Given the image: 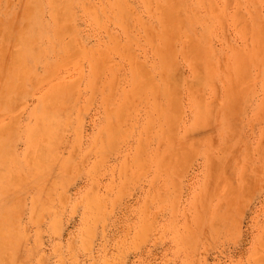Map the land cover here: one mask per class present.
Returning a JSON list of instances; mask_svg holds the SVG:
<instances>
[{
    "label": "rangeland",
    "instance_id": "374dc122",
    "mask_svg": "<svg viewBox=\"0 0 264 264\" xmlns=\"http://www.w3.org/2000/svg\"><path fill=\"white\" fill-rule=\"evenodd\" d=\"M28 1L0 0V33ZM38 1L44 58L0 92L4 264H264V0H181L184 18L173 0H74L58 31L80 46L61 55Z\"/></svg>",
    "mask_w": 264,
    "mask_h": 264
},
{
    "label": "bare ground",
    "instance_id": "6f19581e",
    "mask_svg": "<svg viewBox=\"0 0 264 264\" xmlns=\"http://www.w3.org/2000/svg\"><path fill=\"white\" fill-rule=\"evenodd\" d=\"M48 1V2H47ZM74 0H46V3H48L49 5H50V7H51V9H52V13H53V16H54V20H55V26H54V29H53V39L51 40L53 43H50L49 45H47V47L49 48V47H51L52 48V50L55 52V54L56 55H61V52H65L66 54L67 53H69V52H66V50L67 49H69L70 47H73V48H77L78 47V42H79V40H78V37H74V39L72 40V41H70V42H66V43H61V36H63V32L64 31H62V33H61V31H58V28L59 27H66L65 29H67V24L65 25L64 24V19H65V16H66V14H67V12L69 13V7H70V3L71 2H73ZM173 2H174V6L176 7V10H178L179 11V14H180V16H182L183 18L184 17H186L187 16V12H186V10L184 9V7H183V3L181 2V0H173ZM124 7H125V9H126V6L124 5L123 6V9H122V11L124 10ZM42 8V3L40 2V1H38V0H29L28 1V3H27V6L25 7V10H24V12H23V19H21V21H20V24H19V26H18V28H19V32H18V36H17V34H14V35H12V32H11V29L9 28L8 29V31L9 32H11V33H6V32H1L0 33V37H4L5 38V40H11L12 38H14L15 39V43L13 42V44L11 45V47L9 48V46H8V48L9 49H5V48H0V65L1 66H8L7 67V70H6V73H5V77H6V80L8 81V82H10V83H6L4 86L2 85V90L0 91L1 92V94H3V96L2 97H4L5 99H8L9 97H10V95L12 94V92H13V87L14 86H17V83L19 82L18 80L20 79V81H22V79L24 78L23 76H25L26 75V70L28 69V71H29V68H27L28 67V65H29V62L31 61V60H33V55L37 58V59H40V58H44V55H43V53L40 51L41 49V47L38 49L37 47H36V45L34 44V42H33V32H34V29H33V25H34V27L37 25V24H35V19H34V17H35V14H37L38 12H39V10ZM102 8L103 7H101V10H102ZM60 10V11H59ZM103 10H104V8H103ZM105 11V10H104ZM125 11V10H124ZM178 11H176V12H178ZM100 14H103V12H99ZM128 13V12H127ZM126 13V14H127ZM171 13H173V12H171ZM171 13H169V14H171ZM167 15V14H166ZM98 17H100V15L98 14L97 15ZM124 16V15H123ZM165 16V15H164ZM163 16V17H164ZM169 16V15H168ZM174 17V16H173ZM158 22H161V17H159L158 16ZM175 18H176V15H175ZM167 19V18H166ZM168 20V19H167ZM178 20V19H177ZM177 20L175 21V24H177ZM166 21V20H165ZM164 21V22H165ZM171 21H172V17H171ZM174 21V20H173ZM58 23V24H57ZM174 22H172V24H173ZM63 24V25H62ZM169 24V23H168ZM167 24V25H168ZM175 24H173V27H174V25ZM65 25V26H64ZM44 26H46V25H44ZM177 26L178 25H176V28H177ZM62 27V28H63ZM173 27H171V28H173ZM179 27V26H178ZM170 28V27H169ZM168 28V29H169ZM175 28V27H174ZM59 29H61V28H59ZM68 29H72V28H70L69 26H68ZM168 29H167V31H168ZM178 30V28L176 29V31L175 32H179V31H177ZM1 31V30H0ZM7 31V30H6ZM67 31V30H66ZM70 30H68V32H69ZM170 31V30H169ZM67 32V33H68ZM161 32V31H160ZM164 32V31H163ZM172 32V31H171ZM166 33H168V32H166ZM173 33V32H172ZM255 33H256V31H255ZM163 34V33H162ZM16 35V38L14 37ZM65 35V34H64ZM175 35V34H174ZM177 35H179V34H177ZM21 37V38H20ZM130 39V38H129ZM29 40V41H28ZM113 40V39H112ZM13 41V40H12ZM28 41V42H27ZM66 41V40H65ZM79 46H80V44H79ZM113 47V46H112ZM70 49H72V48H70ZM69 49V50H70ZM80 49H81V47H80ZM79 49V50H80ZM5 51H7V53H8V55H9V59L7 60V62L5 63H3V57H4V55H5ZM68 51V50H67ZM117 51V50H116ZM72 53V52H71ZM54 54V55H55ZM107 54V53H106ZM75 55V54H74ZM108 55V54H107ZM64 57V56H63ZM67 57V56H66ZM69 57V56H68ZM72 57V56H71ZM36 58H35V61L37 62V60H36ZM73 58V57H72ZM65 59H67V58H65ZM46 60V59H45ZM2 61V62H1ZM62 61V60H61ZM65 61V60H64ZM66 62V61H65ZM36 67V66H35ZM31 70H32V68H30ZM143 69V68H142ZM34 73V72H33ZM135 73V79H137V71H133V73L132 74H134ZM141 74H142V72H141ZM151 73H149L148 71H146L145 69H144V72H143V79L145 80V81H147V82H151V80H152V78H151V75H150ZM32 75V74H31ZM139 75V74H138ZM46 76V75H45ZM168 76V75H167ZM48 77V76H47ZM161 77H162V75H161ZM164 77L165 76H163L162 78L164 79ZM170 77V76H169ZM174 77V76H173ZM29 78V77H28ZM31 78H33V77H30V80H31ZM42 78V77H41ZM175 78V77H174ZM49 79V78H48ZM172 79V78H171ZM166 80L167 81H169L168 79H165V82L164 83H162L161 84V87H162V90H163V92H165L164 93V97H165V99L167 100V99H172L170 96L171 95H173V96H175L176 95V93L178 92V83H176L174 80V82H172V85H173V83H174V87H172V89L171 88H169L168 86H169V83L168 82H166ZM5 81V80H4ZM23 81H24V79H23ZM172 81V80H171ZM171 81H169V82H171ZM57 83L58 81H54V83ZM56 83H55V86H56ZM19 84V83H18ZM21 84V83H20ZM52 84H53V82H52ZM58 84V83H57ZM167 84V85H166ZM171 84H170V86H172ZM19 86V85H18ZM17 86V87H18ZM52 86V85H51ZM65 86V85H64ZM157 86V85H156ZM63 87V86H62ZM187 87L191 90V83H189V85H187ZM67 88V87H66ZM155 88V87H154ZM167 88H169V89H167ZM179 89H180V87H179ZM19 90V89H18ZM135 90V89H134ZM155 90V89H154ZM15 91V90H14ZM44 91V90H43ZM133 92V91H132ZM137 92V91H136ZM44 93V92H43ZM65 92H64V89L63 88H58L57 87V89H51L50 88V90H48V91H46V93H45V99L47 98V96L49 95V94H64ZM134 93V92H133ZM138 94V93H137ZM12 97V96H11ZM54 98V97H53ZM44 99V100H45ZM49 99V98H48ZM51 99H52V97H51ZM164 101L161 105H160V109H159V111H160V113L165 117L166 116V113H168V112H170V111H168L167 112V109H168V107H169V110L170 109H172V108H170V103H169V105H168V103H167V101ZM52 102V101H51ZM54 102V101H53ZM173 102V101H172ZM173 104V103H172ZM172 107V106H171ZM159 113V114H160ZM161 114H160V116H161ZM170 114V113H169ZM168 114V117L170 116ZM171 114H172V112H171ZM155 115H156V113H155ZM151 116H152V114H151ZM160 116H159V120H160ZM57 117H58V115L57 114H51V115H49V120L47 121V122H43L42 121V117H39L40 119H34V122H33V124L31 125V126H34V125H36V126H38V125H40V123H43L42 125H44L43 126V129H44V132L42 131V129H40V130H38L37 132H36V134H37V137H38V139H43V137L45 138L46 136L45 135H47L48 136V138H47V140H52V138H51V134H52V132H50L53 128H55L54 126L55 125H57L58 126V124H59V121H58V119H57ZM174 117V116H173ZM166 118H167V116H166ZM172 117H169V119H171ZM168 119V118H167ZM174 119H175V117H174ZM14 120V119H13ZM12 120V122H14ZM166 121V120H165ZM6 122V121H5ZM8 122V121H7ZM7 122L6 123H2V124H4V125H6V127L8 126L7 125ZM164 122V121H163ZM168 122H169V120H168ZM11 122L9 121V124H10ZM167 123V122H166ZM12 124V123H11ZM14 124V123H13ZM30 124V123H29ZM160 124H163L162 122L160 123ZM1 126V125H0ZM30 125H29V128L31 129V130H35L36 131V128H33V127H31ZM2 127V126H1ZM11 126H9L8 128H10ZM43 133H45V135L43 134ZM1 134V133H0ZM46 139V138H45ZM36 154H37V156H39V157H41V158H43V157H46V154H45V152H42V150H40V149H37V151H36ZM67 161H65V163H66ZM10 167L12 168L13 167V164H11L10 165ZM1 169V168H0ZM160 172V171H159ZM3 184H5V185H8V182L6 181V175H5V173L4 172H2L1 170H0V185H3ZM0 224H1V222H0ZM1 226H3V225H1ZM0 226V227H1ZM5 230H7L6 229V227H3V228H1L0 229V241H1V237L4 235V234H7V233H5L6 231ZM4 262H5V258H4V254H3V252H2V250H1V242H0V264H4Z\"/></svg>",
    "mask_w": 264,
    "mask_h": 264
}]
</instances>
